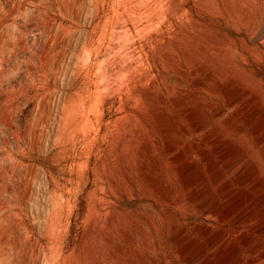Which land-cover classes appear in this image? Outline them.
<instances>
[{
  "label": "rangeland",
  "instance_id": "1",
  "mask_svg": "<svg viewBox=\"0 0 264 264\" xmlns=\"http://www.w3.org/2000/svg\"><path fill=\"white\" fill-rule=\"evenodd\" d=\"M9 1L0 264H264V0Z\"/></svg>",
  "mask_w": 264,
  "mask_h": 264
},
{
  "label": "bare ground",
  "instance_id": "2",
  "mask_svg": "<svg viewBox=\"0 0 264 264\" xmlns=\"http://www.w3.org/2000/svg\"><path fill=\"white\" fill-rule=\"evenodd\" d=\"M4 1H6V0H4ZM12 1V0H11ZM11 1H9V2H11ZM14 1V0H13ZM16 1V0H15ZM21 1V0H20ZM30 1H32V2H35L36 3V1L35 0H30ZM25 2V1H24ZM53 3H55V1H52ZM31 3V2H30ZM37 3H39V2H37ZM36 3V4H37ZM10 4V3H9ZM9 4H8V2H7V5L9 6ZM33 4V3H32ZM35 4V5H36ZM23 4H20V2H19V4H18V6H17V4L15 5L14 4V2H13V4L11 5V7H9L10 9H9V13L11 14V13H14V14H16V12L17 11H19V10H23L24 8H23V6H22ZM29 5V4H28ZM7 6V7H8ZM33 7V6H32ZM39 7H40V5H39ZM1 8V7H0ZM36 8H37V6H36ZM37 10H40V9H37ZM7 11V10H6ZM7 13V12H6ZM8 13V14H9ZM9 14V17L10 16H12V15H10ZM13 14V15H14ZM6 15V14H5ZM8 17V16H7ZM0 19L3 21V19H5V16L3 17H0ZM43 27V26H42ZM43 28H47V27H43ZM114 74V73H113ZM117 75V74H116ZM102 103V102H101ZM103 105V104H102ZM220 109H219V111L217 110V112L215 111V113L217 114V115H220ZM73 119V118H72ZM74 121H76V120H74ZM76 125V124H75ZM196 129H198V128H196ZM134 136V135H133ZM126 138V137H125ZM99 139V138H98ZM97 139V140H98ZM129 139V138H128ZM204 139V138H203ZM211 139V138H210ZM126 140V139H125ZM130 140V139H129ZM129 140H127L129 143H130V141ZM134 140H135V138H134ZM138 140V139H137ZM206 140V139H205ZM123 141V140H122ZM127 141H125V142H127ZM207 141V140H206ZM205 141V142H206ZM211 141V140H210ZM209 141V142H210ZM119 143V142H118ZM130 144H132V143H130ZM176 145V144H175ZM121 146V145H120ZM119 146V147H120ZM147 146V145H146ZM151 146V145H150ZM165 146H166V149L168 150V151H171L172 150V145H171V143L168 141V143L167 144H165ZM124 147V146H123ZM121 148V147H120ZM151 150V149H150ZM150 150H149V153H153V152H150ZM204 150V149H203ZM148 152V151H147ZM172 152V151H171ZM204 152H205V150H204ZM206 153V152H205ZM168 154V153H167ZM253 154V153H252ZM171 155V154H170ZM169 155V156H170ZM153 156V155H152ZM151 156V157H152ZM176 156V155H175ZM178 156V155H177ZM256 156V155H255ZM150 157V158H151ZM155 156H153V158H154ZM150 158H149V160H150ZM153 158H152V160H153ZM156 158V157H155ZM175 158V157H174ZM250 158H252L251 160H252V165H253V171H255V173L257 174V176H258V161L253 157V156H251L250 155ZM156 161H157V159H156ZM151 162V161H150ZM154 163V162H153ZM151 164V163H150ZM156 164V163H155ZM154 164V165H155ZM159 165V164H158ZM251 165V166H252ZM158 168H160V167H158ZM260 169H261V166H260ZM153 170H154V166H153ZM155 170L157 171V169L155 168ZM238 170V172H239V175H242V174H244V172H245V168L244 167H240V168H238L237 169ZM159 174V173H158ZM161 174V173H160ZM199 175V174H198ZM222 175H224V174H222ZM161 176V175H160ZM197 177V176H196ZM222 177V176H221ZM224 177H225V175H224ZM198 178H200V177H198ZM223 178V177H222ZM226 178V177H225ZM257 179H258V181H257V183L259 184V185H261V184H264V172H261L260 174H259V177H257ZM224 180V179H223ZM186 181V180H185ZM222 181V180H221ZM184 182V181H183ZM228 182L225 180L222 184H221V186H220V189L221 190H223L224 189V187H226ZM218 188H219V186H218ZM172 189V188H171ZM173 190V189H172ZM172 192V191H171ZM259 195V194H258ZM260 200H261V202L260 203H262L263 204V206H264V193H263V195H261L260 194ZM190 197V196H189ZM252 197V196H251ZM249 200H250V198H249ZM256 200H258V198L256 199ZM254 201H255V198L253 197V198H251V200H250V202H248L249 203V205H252L253 203H254ZM197 203V202H196ZM197 205V207L200 209V211L202 212V213H210V212H212L213 210L210 208V207H207V206H205V205H203V204H201V203H197L196 204ZM217 211H215V213H216ZM213 214V213H212ZM262 214H263V212H262ZM264 215V214H263ZM114 223V222H113ZM112 223V224H113ZM111 224V225H112ZM114 225V224H113ZM112 225V226H113ZM264 227V226H263ZM180 230H182V229H180ZM207 230V229H206ZM208 232V231H207ZM182 231H181V235H182ZM185 233V232H184ZM183 233V234H184ZM183 236V235H182ZM181 236V237H182ZM185 236V235H184ZM225 236V235H224ZM104 237V236H103ZM107 237V236H106ZM109 237V236H108ZM112 238V237H111ZM209 238V237H208ZM211 238V237H210ZM222 239H224V238H222ZM108 241H109V239H107ZM209 240V239H208ZM211 240V239H210ZM215 240V239H214ZM219 241V240H218ZM225 241V240H224ZM106 242V241H105ZM209 242V241H208ZM220 242V241H219ZM110 243H112V242H110ZM205 243V242H204ZM221 243V242H220ZM206 244V243H205ZM207 244H209V243H207ZM218 244V243H217ZM201 245V244H200ZM223 245H225V244H223ZM201 247H202V245H201ZM209 247V246H208ZM211 247V246H210ZM216 247H217V245H216ZM219 248L221 247V246H218ZM181 248V247H180ZM204 248V247H203ZM213 250H214V248H212ZM212 249H211V251H212ZM259 249V248H258ZM208 250H209V248H208ZM222 250V249H221ZM93 252V251H92ZM183 252V251H182ZM200 252V251H199ZM206 252V251H205ZM214 252H217V251H214ZM96 253V252H95ZM180 253V252H179ZM258 257H256L255 259H259V258H261V259H263L264 260V249L263 250H258ZM107 254H109V253H107ZM182 254V253H181ZM210 254V253H209ZM215 254H217V253H215ZM96 255V254H95ZM94 255V256H95ZM183 255V254H182ZM224 255V254H223ZM92 256V255H91ZM97 256V255H96ZM95 256V257H96ZM109 256V255H108ZM200 256V255H199ZM205 256V255H204ZM218 256H219V254H218ZM95 257H93V259L95 258ZM106 257H107V255H106ZM104 258V260L106 259L107 260V258ZM206 257V256H205ZM213 257V256H212ZM220 257H222V256H220ZM110 258V257H109ZM112 258V257H111ZM185 258V257H184ZM198 258V257H197ZM209 258V257H208ZM182 259V258H181ZM201 260H202V258H200ZM205 259V258H204ZM216 259V258H215ZM91 260H92V258H91ZM97 260H98V257H97ZM96 260V261H97ZM110 260V259H109ZM109 260H107V262H110ZM187 260V259H186ZM189 260V259H188ZM198 260V259H197ZM201 260H199V261H201ZM206 260H209V259H207V257H206ZM211 260V259H210ZM239 260V259H238ZM94 261V260H93ZM191 261V260H190ZM193 261V260H192ZM212 261V260H211ZM213 261H214V259H213ZM219 261V260H218ZM98 262V261H97ZM101 262H102V259H101ZM196 262V261H195ZM198 262V261H197ZM205 262V261H204ZM209 262V261H208ZM215 262V261H214ZM255 262H256V260H250V263L251 264H255ZM261 262V261H260ZM264 262V261H263ZM112 263V262H111ZM241 263V262H240ZM193 264H194V262H193ZM200 264V263H199ZM202 264V263H201ZM249 264V263H248Z\"/></svg>",
  "mask_w": 264,
  "mask_h": 264
}]
</instances>
